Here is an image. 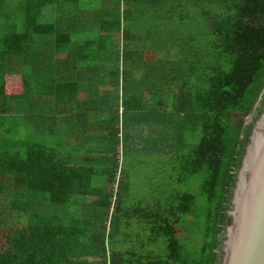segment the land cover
<instances>
[{
	"label": "trees",
	"instance_id": "16d2710c",
	"mask_svg": "<svg viewBox=\"0 0 264 264\" xmlns=\"http://www.w3.org/2000/svg\"><path fill=\"white\" fill-rule=\"evenodd\" d=\"M81 1L88 16L59 14L60 4ZM20 4V21L13 20L0 44V191L11 218H0V231L7 230L0 264H219L236 172L264 108V0ZM50 6L58 16L53 22L46 19ZM77 33L91 36L75 39ZM50 51L67 55L63 68L77 61V79L56 76L61 67L49 64ZM99 65L116 66L124 83L135 66L134 86L148 90L151 102L143 112L141 102L126 100L122 123L132 120L133 136L107 126L110 135L88 137L97 142L79 164H69L66 122L57 134L56 114H43L42 131L49 130L44 140L32 141L14 111L29 118L36 109L30 97L45 94L54 97L55 108L65 103L71 109L84 81L98 78ZM22 70V94L9 92L8 79ZM89 108L93 114L94 104ZM108 108L119 124L118 108ZM77 112L74 121L92 127L89 114ZM143 117L151 123L143 155L157 164L167 157L173 165L170 189L149 209L124 204L130 195L126 162L141 154L129 151V138L141 140ZM133 218L139 221L134 233ZM192 221L197 235L190 247L184 234Z\"/></svg>",
	"mask_w": 264,
	"mask_h": 264
},
{
	"label": "crops",
	"instance_id": "0c3cea01",
	"mask_svg": "<svg viewBox=\"0 0 264 264\" xmlns=\"http://www.w3.org/2000/svg\"><path fill=\"white\" fill-rule=\"evenodd\" d=\"M55 53L49 52L47 60H49V64H56L57 67H61V70L59 71L57 69L56 76L62 80L63 75L65 73H69L67 77L77 79V73L78 69H80L79 64L75 60L74 63H71L70 61L68 65H66L65 68L62 67V61L67 58L66 54H58L56 55L57 59L54 60ZM33 60V59H32ZM31 60V61H32ZM87 67V66H86ZM102 66L99 65V76L98 78H95L93 81H84V85L82 86V89L80 91V95L78 99L74 102V106L70 109V106L68 104L62 103L60 108H55V100L52 95L45 94L44 96H31L29 104H32V109L35 107L36 109L32 112H29V118H26L23 113H18V110H15L14 113L20 115V121L22 125H25L29 127V129L23 128L25 131V137H27L30 140H44V136L47 134L49 129L43 130V127L47 124L48 120L44 122V117H49L56 114L57 118V126H56V133L62 134L63 131L61 129V124L66 122V133H64L62 136L65 140V143L67 147L64 149L66 152V156L71 158L69 164H79L83 157L87 154L90 145L97 142V141H88L87 138L91 136H97L99 138H106L107 135L109 136V132L107 129V126H114L120 128V134L121 136H125L127 133V130L132 133L131 136H133L134 130L132 125V120H128V125L124 123L123 125V117L124 114L127 112L124 110V103L126 100L128 101H134L136 103H140L142 105V111L147 112L148 111V105L151 102V94L148 90L139 89L138 87L134 86V79L136 78L138 72H135V66L132 67V77L128 76V80H123L122 73L121 74H115L117 72L116 66H110L108 69H102ZM82 70H85L83 67ZM108 71V73H107ZM112 73H111V72ZM16 72V71H15ZM135 72V73H134ZM23 70L19 71L18 73H15L14 76L10 77L8 79L7 83V89L9 92H14L17 94H22L23 92V84H22V74ZM126 76V75H125ZM86 83H90L91 87H93L91 90H87ZM143 88V87H141ZM142 94V99H139V96ZM91 97V98H90ZM95 106V112L92 114L90 113V106ZM35 105V106H34ZM118 108L119 111V124H114V121H116V117L114 116V113L116 111H113V109L108 107ZM26 107V106H25ZM89 108V109H88ZM74 110V111H71ZM75 110H77L79 114L88 113L89 119L93 122L92 127H85L84 125L80 124V120L78 122H75L72 118L73 114H75ZM85 110V111H83ZM163 111V110H162ZM45 114V115H43ZM107 117L109 118L110 122L107 124L104 121L107 120ZM114 118V119H113ZM127 117H124L126 119ZM31 119L30 123L29 120ZM52 119V118H51ZM66 120V121H65ZM143 119L141 120L138 130L139 132L144 129V132H141V140L134 142L133 138H129L132 143H129V151H136L141 152V154H137L138 156H141V161H143L142 157L143 152L149 151V130L151 129V123L143 122ZM29 123V126H28ZM95 123V124H94ZM95 125V127H94ZM123 128L125 130H123ZM91 129H95L96 133H92L93 131ZM125 132V135H124ZM138 133V132H135ZM55 135L54 133L51 134L50 139H54ZM50 141V140H49ZM51 142V141H50ZM99 143V142H98ZM100 144V143H99ZM86 145V146H85ZM147 162V161H145ZM143 161V163H145ZM139 163V162H138ZM127 165V162H126ZM130 167V166H128Z\"/></svg>",
	"mask_w": 264,
	"mask_h": 264
},
{
	"label": "water",
	"instance_id": "95a60500",
	"mask_svg": "<svg viewBox=\"0 0 264 264\" xmlns=\"http://www.w3.org/2000/svg\"><path fill=\"white\" fill-rule=\"evenodd\" d=\"M227 214L219 264H264V108L253 122Z\"/></svg>",
	"mask_w": 264,
	"mask_h": 264
},
{
	"label": "rangeland",
	"instance_id": "374dc122",
	"mask_svg": "<svg viewBox=\"0 0 264 264\" xmlns=\"http://www.w3.org/2000/svg\"><path fill=\"white\" fill-rule=\"evenodd\" d=\"M22 0H0V44L2 45V36L6 32H8L11 28V25L15 22L20 21L18 8L21 6ZM112 4V3H111ZM87 3L81 1L80 3H72V2H64L60 4L59 14L61 16H69L77 14V16H82L84 13L88 16L91 14V11H87L86 8L88 6ZM113 5V4H112ZM111 5V6H112ZM93 6H97L96 3ZM124 8L127 5H122ZM98 7V6H97ZM48 13L46 15V19L49 21H55L57 18L54 15L56 9L54 6H50L47 9ZM58 17V16H57ZM90 34L83 33L81 36L77 33L74 36L75 39H83V38H90ZM113 41L120 40L119 35H112L108 37ZM146 56L150 57L152 55L151 51L145 52ZM58 54L54 55V60H56ZM143 160L147 162L143 163L141 161V156L138 155H131L128 158L127 165L130 166L129 170L130 174V195L125 200L126 206L134 207H143L144 209H149L148 207L155 206L159 199L165 198V191L170 189V177L169 173L172 170L173 165L167 163L165 160L167 157L163 158L159 164L151 161V156L146 155L142 157ZM139 162V163H138ZM172 185V184H171ZM195 192L197 191L198 184L194 183ZM194 190V189H193ZM5 197L2 195V191H0V218L4 220H10L11 218L7 212V201L4 200ZM134 219V218H133ZM137 222L138 220L134 219L132 221L133 225L129 228L130 232L135 231L136 227H138ZM15 224V223H14ZM13 222L6 226L2 225L1 227H12ZM7 232L6 229H2L0 231V241L3 243L5 238V233ZM197 235V224L195 221H192L189 226L186 227L184 238H189L188 243L189 246L192 247L195 242V237ZM162 242L158 244V248L163 247Z\"/></svg>",
	"mask_w": 264,
	"mask_h": 264
},
{
	"label": "built area",
	"instance_id": "2783aa9c",
	"mask_svg": "<svg viewBox=\"0 0 264 264\" xmlns=\"http://www.w3.org/2000/svg\"><path fill=\"white\" fill-rule=\"evenodd\" d=\"M112 211V210H111Z\"/></svg>",
	"mask_w": 264,
	"mask_h": 264
}]
</instances>
